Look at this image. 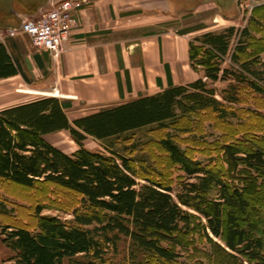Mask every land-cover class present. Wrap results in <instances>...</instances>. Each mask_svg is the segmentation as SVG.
Masks as SVG:
<instances>
[{"label":"trees","instance_id":"1","mask_svg":"<svg viewBox=\"0 0 264 264\" xmlns=\"http://www.w3.org/2000/svg\"><path fill=\"white\" fill-rule=\"evenodd\" d=\"M259 10L263 13L264 7L255 12ZM263 52L264 34L257 39L249 26L229 27L190 42L191 67L203 72L192 83L171 84L155 95L73 121L67 114L72 104L56 97L0 111V179L26 188L60 187L75 202L67 209L71 219L44 216L47 207L38 204L32 227L1 222L0 236L11 252L4 263L106 264L108 254L117 253L124 237L130 240V264H171L180 257L175 247L188 248L186 237L201 227L202 237L219 253L236 257L238 264H264V147L249 146L248 138L240 137L216 144L218 155L222 153L235 170L241 169L237 174L241 183H235L213 169L218 158L212 156L207 163L194 160L172 135L165 134L159 144L186 174L175 189L140 176L134 160L110 143L145 127L168 129L206 113L227 125L228 135L236 136L231 121L250 123L245 112L235 107L241 91L249 89L264 98ZM17 75L24 76L0 41V80ZM217 83L227 85L219 90ZM257 122L249 131L259 129L257 140L264 143V125ZM62 131L78 145L75 152L65 153L47 141ZM89 137L109 142L104 145L109 155L88 150L84 142ZM140 177L144 184L137 181ZM251 190L259 192L254 199L248 196ZM15 211L0 197V218L10 219ZM193 212L205 225H196L199 219ZM246 218L250 220L244 226ZM78 256L81 261L75 260Z\"/></svg>","mask_w":264,"mask_h":264},{"label":"rangeland","instance_id":"2","mask_svg":"<svg viewBox=\"0 0 264 264\" xmlns=\"http://www.w3.org/2000/svg\"><path fill=\"white\" fill-rule=\"evenodd\" d=\"M63 0H0V30L5 32H15L19 34L21 44L26 48H30V40L25 36L22 37L21 27L27 19H39L44 13L50 11L55 5ZM77 1V0H76ZM173 10L177 12L183 10L187 13L185 19L180 26H186L181 30H187L195 27L205 25L208 21L213 20L210 24L212 30H224L229 27H235L239 30L245 27L255 34L257 39L264 34V12L260 10L255 12L257 8L264 7V0H167ZM20 3H22L20 5ZM32 3H38V8L32 10ZM18 11V12H15ZM28 13L22 15V13ZM260 14V15H259ZM215 15L217 19L215 20ZM256 19H259L257 21ZM262 21V22H261ZM168 26V25H167ZM165 26V28L167 27ZM207 32H198L191 36L194 40L196 37L201 36ZM21 34V35H20ZM232 44V48L235 46ZM31 46V45H30ZM262 62H264V52L260 55ZM229 62V60H228ZM230 63V62H229ZM264 70V66L262 68ZM31 76V75H30ZM34 81V79H33ZM226 83H217L215 86L219 90L226 87ZM20 90H34L39 93H25ZM58 95L56 90L46 89L40 90L36 87V83L28 84L22 77H14L11 79L0 80V110L28 103L42 97H54ZM63 100V99H62ZM240 104L235 105L238 109L245 112L246 119L250 120L252 124H246L247 121L241 122L239 120L231 121V129L237 128V135L232 136L227 134V125L215 119L211 113L205 115L194 114L188 119H185L179 124H170L168 129L157 127H145L143 129L128 133L118 138L112 139L110 143L115 144V150L122 152L125 156L134 160L135 165L140 176L150 178L154 181L164 184H171L177 189L178 184L186 179V174L182 167L175 164L170 156L159 144L160 140L165 134L172 135L173 139L179 143L182 149H185L194 160H200L203 163L210 161L212 156L218 158L217 162L212 165L213 169L231 180V182L241 183L238 179V172L241 169L235 170L228 164L223 157L219 156V146L217 143L222 141H236L235 138H248L249 146L260 145L264 147V143L258 142L257 137L259 129L249 131L250 126L258 121V126L264 125V98L255 94L249 89L241 91ZM68 117L71 121L75 120L79 113H73L71 110L68 112ZM256 113L261 118H256ZM253 114V116H251ZM230 130V129H229ZM231 131V130H230ZM229 131V132H230ZM238 136V137H237ZM47 140L61 149L65 153H73L78 149V145L71 138L68 132L62 131L48 136ZM109 142H101L92 137H89L84 146L95 152H103L109 155L104 148V145L110 144ZM247 143H242L243 148L249 147ZM220 154V153H219ZM214 162V161H212ZM138 182L144 184L143 179L138 178ZM248 196L254 199L258 196V191H248ZM0 197L4 198L11 205L15 207L16 211L11 215L10 219L0 218L1 222H7L13 225H26L34 226L36 223L35 208L38 204H42L47 208L43 211L44 216H56L63 220L71 219L70 211L75 202L72 194L60 187L53 185H46L45 187L37 185L35 188H26L20 185L10 183L0 179ZM73 200V201H72ZM54 202V203H53ZM54 208V209H53ZM68 209V210H67ZM196 214L195 212H193ZM196 225L204 224L205 220L198 214ZM249 218L244 221V226L247 224ZM246 223V224H245ZM201 227L190 236V245L185 243L188 248L175 247L177 252H180V257L171 264H238L236 257L219 253L215 247L202 237ZM213 238V237H212ZM214 242L219 240L213 238ZM130 240L121 237L118 243V251H113L108 254V262L106 264H130L127 259L129 252ZM216 250V251H215ZM11 256L8 247L2 242L0 236V264H5ZM82 256L76 257L75 260L81 261ZM151 264H163L151 263Z\"/></svg>","mask_w":264,"mask_h":264},{"label":"crops","instance_id":"3","mask_svg":"<svg viewBox=\"0 0 264 264\" xmlns=\"http://www.w3.org/2000/svg\"><path fill=\"white\" fill-rule=\"evenodd\" d=\"M86 1L75 12L79 27L58 61L37 49L28 35L22 34L31 42L24 51L19 34L0 30V41L24 74L14 77L40 90H56L54 97L72 104L67 114L86 117L203 77L191 67V36L218 31L210 27L213 20L181 30L187 13L173 10L167 0ZM31 5L36 10L39 4Z\"/></svg>","mask_w":264,"mask_h":264},{"label":"built area","instance_id":"4","mask_svg":"<svg viewBox=\"0 0 264 264\" xmlns=\"http://www.w3.org/2000/svg\"><path fill=\"white\" fill-rule=\"evenodd\" d=\"M86 0H64L44 13L39 19H27L23 22L21 32L28 35L33 45L39 50L48 51L54 61H58L65 51L73 30L79 27L75 14ZM14 34L15 32H11Z\"/></svg>","mask_w":264,"mask_h":264},{"label":"bare ground","instance_id":"5","mask_svg":"<svg viewBox=\"0 0 264 264\" xmlns=\"http://www.w3.org/2000/svg\"><path fill=\"white\" fill-rule=\"evenodd\" d=\"M21 92H25V93H36L35 91L33 90H20ZM56 95V94H55Z\"/></svg>","mask_w":264,"mask_h":264}]
</instances>
